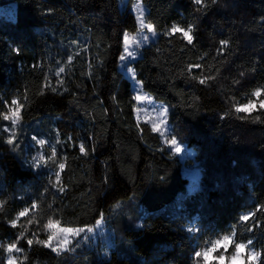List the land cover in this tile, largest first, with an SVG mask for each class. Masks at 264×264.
<instances>
[{
  "label": "trees",
  "instance_id": "trees-1",
  "mask_svg": "<svg viewBox=\"0 0 264 264\" xmlns=\"http://www.w3.org/2000/svg\"><path fill=\"white\" fill-rule=\"evenodd\" d=\"M12 1L14 18L0 19V112L13 98L25 107L14 143L0 133V264L25 227L18 264H197V241L233 233L235 242L252 240L264 264V211H257L264 207V110L233 107L264 89V0H205L202 10L193 0H140L158 37L131 66L142 88L169 106L171 135L187 151L185 163L200 171L198 187L175 215L161 209L185 190L183 162L149 123L135 119L131 84L119 69L122 36L137 28L130 8L119 0ZM174 23L195 26L194 45L180 34L163 35ZM221 40L229 43L218 54ZM190 63L202 67L189 74ZM192 76L213 79L201 85ZM4 123L0 116V130ZM31 135L47 139L46 159L51 145L57 148L37 168L24 163ZM59 163L63 193L53 187ZM33 202L37 208L13 228L8 222ZM249 211L255 215L240 221ZM49 218L64 227L102 218L113 228L115 248L98 260L93 250L29 247L27 239L47 240ZM189 219H196V235L185 228Z\"/></svg>",
  "mask_w": 264,
  "mask_h": 264
},
{
  "label": "snow or ice",
  "instance_id": "snow-or-ice-1",
  "mask_svg": "<svg viewBox=\"0 0 264 264\" xmlns=\"http://www.w3.org/2000/svg\"><path fill=\"white\" fill-rule=\"evenodd\" d=\"M193 3L195 5L200 6L198 10H202L205 5V0H193ZM212 3H216V0H212ZM137 9L139 10V31H138V37L134 38L138 41L139 44H147L150 40L154 39L157 35L155 31L154 24L148 22H145V11L146 10H140V6L137 5ZM144 29L147 30V33L150 35L144 34ZM194 29L195 26L193 24H189L186 28L181 27L179 24H172L171 27L163 33V35L167 37H174L177 34H180L183 41L186 42L187 45H194L195 41V35H194ZM122 43L124 45L123 52L126 53V55H121L119 57V61L121 63V66L123 69L126 70V74H131L130 78L135 77V72L133 68H128L127 63L131 62L128 60L129 57L133 56V52L129 51L128 45L133 43V39H130L129 35L127 33L123 34L122 36ZM227 40H221L219 42L220 48L218 49V54H222L224 49L228 46ZM72 44L79 47L78 41H72ZM18 51V50H17ZM73 60V56H68V62L71 63ZM36 67V65H34ZM91 67V65H89ZM202 65L197 64H188L187 65V71L189 74L192 73L193 69L201 68ZM65 71L64 67H60L55 75L57 77H60L61 74ZM218 71V70H217ZM244 73H241V76H243ZM45 79H48V76H45ZM192 79L198 80L199 84L204 85L208 82V80L213 79L212 76H192ZM58 83H62V81L58 80ZM135 86H139L142 88L143 81L134 80V91ZM45 87H51L50 85H45ZM51 91L53 93H56L58 89L56 87H51ZM43 92V90H42ZM251 95L255 97L256 99H248L246 104H234L233 107L235 109L236 113H246L251 114L254 110L260 109L264 110V99H261L260 97L264 95V89L256 88ZM145 97H142L139 92L133 97L135 101H141ZM25 101H27V97L25 96ZM25 107V103H21L19 99L13 98L11 100L10 105H7V111L6 112H0V116H2L4 121H11V129L8 127H5L3 129L4 132H10L7 139V143L9 145H12L15 140V129L17 124L21 121L22 116V110ZM162 111L159 112V115L162 117H165L168 109L163 107V105L159 106ZM135 111L137 113L140 112L139 108H136ZM140 117L137 116V119ZM223 118V117H222ZM245 117H241V119H244ZM257 120L260 119L259 116L256 117ZM162 125L164 127H162ZM152 131L154 133H160L161 136L165 137L164 144L167 146H170L168 150H170L172 153L180 154L182 152V146L181 142H178V139L175 135H171V129L168 125L165 124L164 120H160L159 124H152ZM171 136L170 139L166 138L167 136ZM35 145H39L43 147L46 144V141L44 139H39L36 136H32L31 138ZM72 138L69 137V140ZM57 144H59V140H57ZM52 147V155L51 157H48V160L54 159L57 155V148L56 145H51ZM79 151L83 155H87V149L83 143L79 145ZM25 164L29 165L30 167L37 168L41 164L46 163V157L45 155L41 154L38 156V158L34 157L32 161L25 160ZM65 169V163H59L58 164V170L55 171V181L56 183L53 184V187L57 188V190L60 193H63L65 191V186H60L61 181V173ZM47 191V189H46ZM3 204V201H0V205ZM118 206V205H117ZM37 208V204L35 202L32 203L30 207L23 208L18 214L16 219L10 220L8 223L15 228L17 226V221L21 217H26L30 214V212L34 211ZM257 211H264V207H257ZM255 215L254 212L249 211L247 214H242L239 216V220L242 222L249 221L253 216ZM35 219V216L33 215L32 219L28 220V223L31 224L33 220ZM102 220L98 219L96 221L97 226L101 225ZM45 229L49 230V235L47 237V240H39V239H27V245L30 247L33 245V243L41 244L46 248H49L52 252L59 254L62 251H68L69 245L72 242L71 238H74L76 236H80L83 234L84 239H89V234L93 233L95 231L94 228L84 226L80 228H72V227H61L59 225L58 221L53 220L52 218L48 219L47 224L44 225ZM190 231L192 229H189ZM252 229H249L251 231ZM27 231V228L25 227V230L20 232L19 235L16 237V241L7 244L5 251L9 254L8 259L6 261V264H18L17 258L12 255L15 253H22L23 249L18 247L19 241L24 238L25 232ZM35 237V234H33ZM235 233L232 235H223L218 239L212 240L210 244H208L206 247L199 248L194 252V257L197 259V264H212L213 261L220 262L225 260V250L229 248L231 245L234 248V251H232L231 255L227 256V262L228 264H231V261L236 259H244L247 260L249 256L253 258L254 264H259V259L261 257V253L257 251L251 250V245L253 243L252 240H248L247 243L244 242H235L234 241ZM79 246V245H77ZM0 247H3V245H0ZM74 250V249H72ZM213 253H216V255H213ZM22 264V262H21Z\"/></svg>",
  "mask_w": 264,
  "mask_h": 264
},
{
  "label": "rangeland",
  "instance_id": "rangeland-1",
  "mask_svg": "<svg viewBox=\"0 0 264 264\" xmlns=\"http://www.w3.org/2000/svg\"><path fill=\"white\" fill-rule=\"evenodd\" d=\"M119 3H120L121 8H125V7L130 8V10H131V12L135 18V22H136V26H137L135 32L127 33L129 35L130 39H133V43L128 45L129 51L133 52V56L129 57L128 60L132 62L136 57H138L141 48H143L144 46H147L150 43L156 41V39L158 37V32H156L157 33L156 37L154 39L150 40L147 44H139L138 41L136 39H134V38L138 37V31H139L138 17H139L140 13H139V10L137 9V5L140 6V10H145V6L142 4V2L140 0H131L130 2H129V0H119ZM14 13H15V2L14 1L10 0V1H7L6 3L0 5V19H12V18H14ZM144 19H145V17H144ZM145 22H146V20H145ZM144 34L150 35L149 33H147L146 29H144ZM123 47H124V45H123ZM122 54L126 55V53L123 52V49H122L121 55ZM131 62L127 63L128 68H132ZM119 69L121 70L123 75L130 81L131 89L133 92V97L137 94V92H139V94L142 97H145L141 101H135L134 100V117H135V119L137 121L147 122L150 124L151 127H152V124H154V123L159 124L160 120H164L165 124L168 125L171 129V124L168 121L169 106L162 101L156 100L149 93H147L143 88H141L139 86H135V91H134L133 90L134 89V80H137L136 76L130 78L131 74H126V70L122 68L120 61H119ZM260 98L264 99V95H262ZM253 99H256V98L253 97ZM246 103L247 102L242 103V104H246ZM161 105H163V107L168 109V112H167L165 117H162L159 115V112L163 110L159 107ZM136 108L140 109L139 113H137L135 111ZM6 111H7V106L5 107V112ZM137 116H139L140 118L137 119ZM17 126L15 129V136H16ZM5 127H8L9 129H11V121H5L4 125L2 126V129L0 130L1 136L7 142V139L11 133L10 132H4L3 129ZM162 127H164V126L162 125ZM158 134L160 135L161 141L164 144L165 137L161 136L160 133H158ZM32 136H36L39 139H44L46 141V144L43 147H41L39 145H35V142L31 139ZM166 138L170 139L171 136L169 135ZM47 144H49V143L45 137L39 136V135H31V137L27 143V149L25 152L24 161L25 160L32 161L34 157L38 158V156L41 154L45 155V157H46V149L49 148V147H46ZM181 146L183 149L182 152L180 154H175V153H172L170 150H168L170 148V146L165 145V147L167 148L169 153H171L173 155H177L180 158V160L183 162L182 175L187 180L185 190L178 192L161 209V211L163 213L170 214V215H175L180 211L184 196L188 192H191L192 190L196 189L198 187V184H199L200 171L198 168L185 163V160L187 159L188 154H187V151H185L182 144H181ZM46 161H47V159H46ZM100 219L102 220L101 225L97 226V224L95 223L92 226H88V227H92L95 229V231L93 233L89 234V237H90L89 239H84L83 234H81L80 236H76L74 238H71L72 242L69 245V250L66 252H69L71 254H75V253H81L82 251H85V250H93L96 253L98 260L107 258L110 255L111 251L115 248L114 231H113V228L111 225H109L104 219H102V218H100ZM61 227H64V226H61ZM72 228H80V227H72ZM185 228L190 234L196 235L198 232L196 219H189L186 222ZM189 229H192V230L190 231ZM215 239H218V238H215ZM215 239H212V240H215ZM212 240H208V241H206L204 243H200V244L197 241L196 242V244H197L196 250H198L199 248H202V247H206L208 244H210V242ZM245 243H247V242H245ZM77 245H79V246H77ZM72 249H74V250H72ZM251 250L259 252V250H257L253 245H251ZM228 251H229V248L227 250H225V260L220 261V262H216L217 264H228L227 256L231 255V253H232V252L228 253ZM233 251H234V249H233ZM62 252H64V251H62ZM17 254L18 253L14 252L12 255H14L17 258ZM8 255L9 254L6 252L5 261H7ZM213 255H216V253H213ZM236 264H239V262H236Z\"/></svg>",
  "mask_w": 264,
  "mask_h": 264
},
{
  "label": "clouds",
  "instance_id": "clouds-1",
  "mask_svg": "<svg viewBox=\"0 0 264 264\" xmlns=\"http://www.w3.org/2000/svg\"><path fill=\"white\" fill-rule=\"evenodd\" d=\"M236 262H239V264H254L253 258L251 256H249L247 260L244 259L233 260L231 261V264H236Z\"/></svg>",
  "mask_w": 264,
  "mask_h": 264
}]
</instances>
